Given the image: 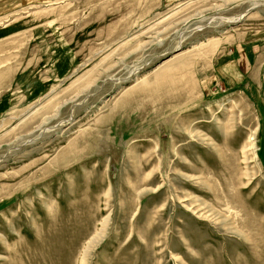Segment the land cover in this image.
I'll use <instances>...</instances> for the list:
<instances>
[{
	"label": "rangeland",
	"instance_id": "374dc122",
	"mask_svg": "<svg viewBox=\"0 0 264 264\" xmlns=\"http://www.w3.org/2000/svg\"><path fill=\"white\" fill-rule=\"evenodd\" d=\"M0 264H264V0H0Z\"/></svg>",
	"mask_w": 264,
	"mask_h": 264
},
{
	"label": "bare ground",
	"instance_id": "6f19581e",
	"mask_svg": "<svg viewBox=\"0 0 264 264\" xmlns=\"http://www.w3.org/2000/svg\"><path fill=\"white\" fill-rule=\"evenodd\" d=\"M97 238V237H96ZM95 239V238H94ZM90 245V244H89Z\"/></svg>",
	"mask_w": 264,
	"mask_h": 264
},
{
	"label": "crops",
	"instance_id": "0c3cea01",
	"mask_svg": "<svg viewBox=\"0 0 264 264\" xmlns=\"http://www.w3.org/2000/svg\"><path fill=\"white\" fill-rule=\"evenodd\" d=\"M7 9V8H6Z\"/></svg>",
	"mask_w": 264,
	"mask_h": 264
}]
</instances>
